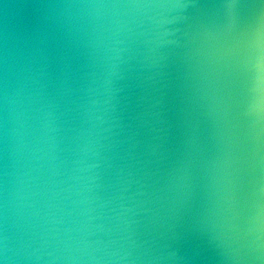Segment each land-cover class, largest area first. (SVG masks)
I'll return each instance as SVG.
<instances>
[{
  "label": "water",
  "instance_id": "obj_1",
  "mask_svg": "<svg viewBox=\"0 0 264 264\" xmlns=\"http://www.w3.org/2000/svg\"><path fill=\"white\" fill-rule=\"evenodd\" d=\"M0 264H264V0H0Z\"/></svg>",
  "mask_w": 264,
  "mask_h": 264
}]
</instances>
